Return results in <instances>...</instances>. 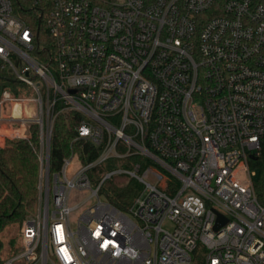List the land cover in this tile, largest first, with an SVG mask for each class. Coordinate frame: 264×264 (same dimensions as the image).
Wrapping results in <instances>:
<instances>
[{"label":"built area","instance_id":"1","mask_svg":"<svg viewBox=\"0 0 264 264\" xmlns=\"http://www.w3.org/2000/svg\"><path fill=\"white\" fill-rule=\"evenodd\" d=\"M0 80V148L39 130L1 264H264V0H0Z\"/></svg>","mask_w":264,"mask_h":264},{"label":"trees","instance_id":"2","mask_svg":"<svg viewBox=\"0 0 264 264\" xmlns=\"http://www.w3.org/2000/svg\"><path fill=\"white\" fill-rule=\"evenodd\" d=\"M78 116L62 114L57 117L53 131L52 158L59 166L68 151V145L76 134ZM38 126L31 129L29 139L8 140L0 148V250L1 233L13 223L22 221L35 210L38 202L39 158L37 153ZM122 182L127 185L120 186ZM257 192L264 191V161L258 166L255 179ZM109 200L119 209L128 210L141 186L135 181L116 178L108 184ZM4 260L0 257V263Z\"/></svg>","mask_w":264,"mask_h":264},{"label":"rangeland","instance_id":"3","mask_svg":"<svg viewBox=\"0 0 264 264\" xmlns=\"http://www.w3.org/2000/svg\"><path fill=\"white\" fill-rule=\"evenodd\" d=\"M5 87H10V88L11 87H21L23 90L25 89V86H23L21 84H18V85H13L10 83L7 84L6 82H4V80H0V89H3ZM33 212H34V210H33ZM22 221L17 222V223H13L12 225L5 228V230L1 233V239L3 242V246L0 250V257L4 258L8 254L12 253V251L14 249V243L17 240V236L19 234V227H20V224ZM167 227L170 228L169 225Z\"/></svg>","mask_w":264,"mask_h":264},{"label":"water","instance_id":"4","mask_svg":"<svg viewBox=\"0 0 264 264\" xmlns=\"http://www.w3.org/2000/svg\"><path fill=\"white\" fill-rule=\"evenodd\" d=\"M226 218H224L223 216H219V219L217 221V224L215 226V229L218 230L222 225H224L226 223Z\"/></svg>","mask_w":264,"mask_h":264}]
</instances>
